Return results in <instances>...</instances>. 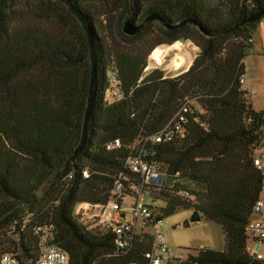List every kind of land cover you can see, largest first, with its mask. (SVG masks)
<instances>
[{
    "label": "trees",
    "instance_id": "trees-1",
    "mask_svg": "<svg viewBox=\"0 0 264 264\" xmlns=\"http://www.w3.org/2000/svg\"><path fill=\"white\" fill-rule=\"evenodd\" d=\"M71 1L91 33L94 67L86 142L74 158L91 79L85 30L64 0H0V253L35 263L39 248L32 228L51 223L68 264L143 263L149 236L121 253L112 235L86 230L72 213L78 203H105L114 178L127 172L132 144L157 133L189 98L204 111L199 122H189L183 139L152 146L148 158L167 176L177 175L174 187L194 197L190 202L162 194L169 197L164 217L191 207L219 225L225 246L198 249L181 264H258L246 251L245 230L262 192L264 175L253 164V148L262 141L264 111L251 108L239 78L264 15L244 21L264 0ZM126 21L141 25L134 36L123 33ZM154 24L158 41L148 31ZM182 38L199 49L185 73L144 75L157 46ZM112 68L123 98L108 104ZM115 139L121 148L107 151ZM25 212L33 216L22 227Z\"/></svg>",
    "mask_w": 264,
    "mask_h": 264
},
{
    "label": "built area",
    "instance_id": "built-area-1",
    "mask_svg": "<svg viewBox=\"0 0 264 264\" xmlns=\"http://www.w3.org/2000/svg\"><path fill=\"white\" fill-rule=\"evenodd\" d=\"M251 42V40H249ZM151 72V69H148ZM153 71V70H152ZM109 89L105 93L108 104L120 101L123 93L116 71H108ZM243 76L239 84L243 89ZM204 111L197 102L184 98L180 109L173 118L157 133L138 138L130 147L131 153L124 161L126 173H120L114 178L108 200L103 204L78 203L73 210V221L88 231L99 235L113 236L114 246L118 252L127 253L138 238L149 236V249L145 252L144 262L140 264H181L185 259L180 254L172 252L164 242V215L162 194H172L194 202V197L174 184L165 183L167 175L155 160L149 159L153 154L154 145L168 144L183 139L187 135L190 121L198 123ZM121 148V143L115 139L106 144L107 151ZM253 164L264 175V149L258 144L253 148ZM257 153V155H255ZM87 177V171L82 172ZM72 172L65 175L69 181ZM264 186V178L262 187ZM161 202L163 204H161ZM264 211V200L258 198L252 210V216H260ZM33 214L25 212L22 215V227L32 218ZM246 251L251 259L258 264H264V219L249 221L246 226ZM32 234L37 239L39 258L33 264H68L67 253L55 243L56 229L51 223L37 224L32 228ZM0 264H21L18 254L14 252L0 253Z\"/></svg>",
    "mask_w": 264,
    "mask_h": 264
},
{
    "label": "rangeland",
    "instance_id": "rangeland-1",
    "mask_svg": "<svg viewBox=\"0 0 264 264\" xmlns=\"http://www.w3.org/2000/svg\"><path fill=\"white\" fill-rule=\"evenodd\" d=\"M92 3L95 2V0L90 1ZM154 24V28L148 30L150 36L154 38V40L158 41L161 39V36L159 35V32ZM255 43H253V46L255 44H258L259 37L257 34L253 35ZM175 44H178L180 46L177 50L170 51L167 56L165 57V63L162 66H150V55L153 53V51L157 48H163L165 46H174ZM192 50L189 49V47ZM252 46V45H251ZM252 48V47H251ZM249 48L246 52V57L244 58L246 67L248 70L251 71V74H253L256 77L257 82L254 86V95H251L250 92L247 94V99L250 104H252V107L254 111L260 112L264 111V67L260 66L257 71H255L252 60L248 56L250 54ZM151 54L147 58V65L144 69V75H147L150 73V70H159L164 73L165 78H175L183 73H185L189 67L191 66L193 60L196 57V54L198 53V47L195 46V44L191 40H185L183 43H179L178 41H175L171 44H161L155 48ZM192 51V52H191ZM184 58L185 64L180 67L178 70L173 69L174 61H177L180 58ZM249 71V72H250ZM263 132V141H264V127L262 129ZM257 155V153L255 154ZM182 184L184 182H181ZM188 188L190 189H196L193 184L186 183ZM169 198V197H168ZM168 198H164L163 202L166 205L169 201ZM161 204H163L161 202ZM26 211V208L24 209ZM193 208H180L178 209L174 214L165 216L164 222H165V228L163 231L164 234V242L167 245V247L174 253L180 254L182 257H185L186 255H194L196 254V250L199 248H205V249H211L215 251H221L223 249V238H222V232L219 225H217L214 222H211L205 218L203 214L200 215V220L196 222H190V218L192 217L194 213ZM254 220V219H253ZM255 221V220H254ZM188 222V226L185 227L184 223ZM14 228L10 227L9 229L5 231H13ZM8 233V232H7ZM9 234V233H8ZM1 235V234H0ZM16 236L14 235L11 239L14 240Z\"/></svg>",
    "mask_w": 264,
    "mask_h": 264
},
{
    "label": "water",
    "instance_id": "water-1",
    "mask_svg": "<svg viewBox=\"0 0 264 264\" xmlns=\"http://www.w3.org/2000/svg\"><path fill=\"white\" fill-rule=\"evenodd\" d=\"M67 5L70 7V9L72 11H74V13L76 14V16L79 18L84 30H85V33H86V36H87V40H88V44H89V47H90V52H91V64H92V67H91V79H90V90H89V97H88V101H87V109H86V112H85V117H84V121H83V128H82V136H81V142L79 144V146L77 147L76 151L74 152V155L72 158L78 156L84 145H85V142H86V137H87V123H88V115H89V109H90V103H91V95H92V85H93V81H94V67H93V42H92V36H91V33L89 31V29L87 28L85 22L83 21L82 17L80 16L79 12L76 11V9L74 8L73 4H72V1L71 0H64ZM264 15V4L263 6L253 15H251L250 17H248L244 23H250V22H255L259 19H261V17ZM141 28V25H132L130 24L129 21H126L123 25V28H122V31L123 33L126 35V36H134ZM179 43H183L185 42V39H179L178 40ZM66 165H68V163H66ZM176 177L175 176H167L165 178V183L166 184H169L171 183L172 181H176ZM49 184L46 185V187L48 186ZM43 192V189H40L36 192V196H39L41 195V193ZM31 198L28 200L30 201ZM200 220V215L197 211H194L192 217L190 218V222H196V221H199ZM184 226L187 227L188 226V222H185L184 223Z\"/></svg>",
    "mask_w": 264,
    "mask_h": 264
},
{
    "label": "crops",
    "instance_id": "crops-1",
    "mask_svg": "<svg viewBox=\"0 0 264 264\" xmlns=\"http://www.w3.org/2000/svg\"><path fill=\"white\" fill-rule=\"evenodd\" d=\"M255 34H257V36L259 37L260 40H258V42H259L258 44H255L253 46V43H255L254 37L251 39L250 44L252 45L251 46L252 48H251L250 54L248 56L252 60V65H253L255 71H257L260 66L264 67V18L257 25ZM245 61L246 60H243V67H244L243 89L247 92V94H248V92H250L251 95H254L255 93H254L253 88L256 85L255 82H257V80H256V77L253 74H251V71L247 69ZM247 101H248V99H247ZM250 106L253 109L252 104H250ZM262 138H263V132H262ZM260 145L264 149L263 139H262ZM259 198L264 200V186L262 187V192H261ZM258 218L264 219V211L261 213L260 216H257V215L251 216L249 221H254V220H257ZM221 232H222V229H221ZM222 238H223V249L221 251L224 250V246H225L223 232H222ZM199 249H205V248H199Z\"/></svg>",
    "mask_w": 264,
    "mask_h": 264
},
{
    "label": "bare ground",
    "instance_id": "bare-ground-1",
    "mask_svg": "<svg viewBox=\"0 0 264 264\" xmlns=\"http://www.w3.org/2000/svg\"><path fill=\"white\" fill-rule=\"evenodd\" d=\"M189 47V45H188ZM180 46L178 44H175L174 46H165L163 48H157L153 51V53L150 55V66H162L165 63V57L167 56V54L172 51V50H177L179 49ZM190 50H192V46L191 48L189 47ZM193 51V50H192ZM191 51V52H192ZM185 64V60L184 58H180L177 61H174L173 64V69L178 70L180 67H182Z\"/></svg>",
    "mask_w": 264,
    "mask_h": 264
}]
</instances>
